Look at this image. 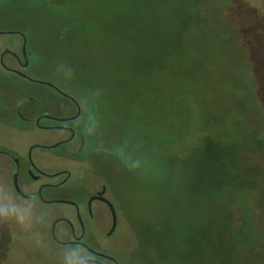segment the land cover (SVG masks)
Masks as SVG:
<instances>
[{
  "label": "rangeland",
  "instance_id": "374dc122",
  "mask_svg": "<svg viewBox=\"0 0 264 264\" xmlns=\"http://www.w3.org/2000/svg\"><path fill=\"white\" fill-rule=\"evenodd\" d=\"M0 9L1 27L28 32L35 80L8 75L9 104L28 100L32 118L9 111L11 124L0 123L22 185H31L27 148L66 135L35 126L68 106L41 82L51 83L86 107L77 129L98 149L75 172L94 188L102 176L118 214L113 236L102 224L93 237L79 183L57 189L82 204L88 244L119 264H264V0H5ZM10 41L20 46L0 36ZM66 147L36 148L32 160L52 169L41 157ZM5 178L0 171V264L80 260L81 248L51 237L56 217L77 219L74 207L20 199L2 189Z\"/></svg>",
  "mask_w": 264,
  "mask_h": 264
},
{
  "label": "flooded vegetation",
  "instance_id": "af4514ba",
  "mask_svg": "<svg viewBox=\"0 0 264 264\" xmlns=\"http://www.w3.org/2000/svg\"><path fill=\"white\" fill-rule=\"evenodd\" d=\"M5 1V0H0ZM14 14L18 15V11H14ZM8 12L4 9H0V36L14 35L21 41L20 46L16 45V42H0V81L4 82L5 89L8 85V75L11 77L22 78L27 81H32L31 74L28 71L30 65V54L27 51L28 44V32L25 29L17 28H3L2 22L7 20ZM64 38L65 33L59 35ZM24 48L26 53H24ZM21 52V54H20ZM19 72L26 74L28 77H23ZM57 91L58 95L67 101L68 106L64 107V110L58 114L55 112H47L41 114L35 119V126L39 130H59L66 133L65 138L59 139L54 143H44L39 141L27 148V162L28 166L25 171V176L31 185L24 186L21 183V165L20 157H14V155L7 149L0 148V155L11 160L14 164L13 168L8 167L6 162H0V171L5 175V183L1 185L3 190H7L10 193L15 194L16 197L33 203L54 204V203H67L74 207L76 211L77 219H70L67 216L56 217L53 220L51 227V237L58 244L74 245L81 248L85 255L81 257L80 261H87L84 264H104L103 261H108L110 264H119L115 259L116 257L110 254L107 249L91 246L86 241L88 233L86 221L81 218L80 215V202L69 201L58 198L55 195V191L60 189L70 182H78L81 188L78 197L84 199L89 220L97 224V228L92 232L93 237L103 234V236L109 238L113 236L118 228V214L117 224L113 229L114 218L112 211L107 202L102 198L108 199L112 204L113 202L107 197L108 183L102 176L94 174L98 180V187L94 188L89 185L83 177V174H76L75 169H85V164L95 163L94 152L97 146H90L88 144L87 137L84 133L77 129V125L87 118V110L83 104L74 96L69 95L57 88L51 87ZM8 92H1L0 89V109L3 110V114H0V123L6 127L11 124L9 119V111H13L14 115L23 121H28L32 117L24 115V104L28 100H23L17 106L9 104ZM48 121L49 123H45ZM61 146H67L62 152L52 153L50 156H42L41 164H47L52 161L54 166L52 169L41 167L37 162L32 160V152L38 148L44 151H53ZM25 157V155L23 156ZM68 161L74 163L70 166ZM18 173V182L20 190L17 189L14 183V175ZM106 187V191L102 196L99 195ZM76 194V193H75ZM81 194V195H80ZM11 195V194H10ZM12 196V195H11ZM102 197V198H100ZM15 198V197H14ZM16 199V198H15ZM17 201V199H16ZM114 205V204H113ZM109 222V223H108ZM64 223L66 226L60 229V233H57V225ZM105 228L99 232L100 227L103 225ZM102 225V226H100ZM99 233V234H97ZM69 236L70 239L64 240L62 236Z\"/></svg>",
  "mask_w": 264,
  "mask_h": 264
},
{
  "label": "water",
  "instance_id": "95a60500",
  "mask_svg": "<svg viewBox=\"0 0 264 264\" xmlns=\"http://www.w3.org/2000/svg\"><path fill=\"white\" fill-rule=\"evenodd\" d=\"M24 53H26L25 48H24ZM19 73H20V75L23 76V77H28L26 74H24V73H22V72H19ZM32 81H35V80L32 79ZM41 83H43V84H47V85L50 86V87H54V88H56V87H55L53 84H51V83H45V82H41ZM14 183H15L17 189L20 190V186H19V182H18V173H16V174L14 175ZM105 191H106V187H104V190H103L101 193H99V195L102 196V194H104ZM100 198H102V197H100ZM102 199H103L105 202L108 203V205H109V207H110V209H111V211H112V215H113V218H114V225H113V229H114V228L116 227V224H117V213H116L115 207H114V205H113L108 199H106V198H102ZM64 202H66V201H64ZM86 262H87V261H82V264H84V263H86Z\"/></svg>",
  "mask_w": 264,
  "mask_h": 264
},
{
  "label": "clouds",
  "instance_id": "9594fccd",
  "mask_svg": "<svg viewBox=\"0 0 264 264\" xmlns=\"http://www.w3.org/2000/svg\"><path fill=\"white\" fill-rule=\"evenodd\" d=\"M18 219L21 222L23 221V217H19ZM73 264H82V262L80 260H77V261L73 262Z\"/></svg>",
  "mask_w": 264,
  "mask_h": 264
}]
</instances>
